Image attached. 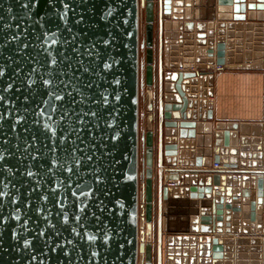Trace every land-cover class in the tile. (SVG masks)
Listing matches in <instances>:
<instances>
[{"label":"water","instance_id":"water-1","mask_svg":"<svg viewBox=\"0 0 264 264\" xmlns=\"http://www.w3.org/2000/svg\"><path fill=\"white\" fill-rule=\"evenodd\" d=\"M215 1L0 0V264H187L177 256L188 252L179 246L188 238L173 232H212V226L208 218V225L199 227L195 217L188 225L178 212L204 204L211 216L210 195L232 198L235 219L226 231L240 230L239 196L251 201V226L244 231L263 228L264 178L254 175L264 174L263 135L251 150L242 147L243 168L226 156L237 148H215L214 162L224 168L206 186L203 177L196 181L199 168L178 165L171 120L178 113L172 114L168 94L165 103L162 93L158 100L156 138V23L161 92L165 80V90H177L176 99L183 101L173 109L182 111L192 106L185 97H197L199 79L212 76L202 70L205 55L212 59L215 53L216 64L224 65L234 48L235 40L225 36L234 25L226 21L264 23V0H217L219 22L191 20L200 7L203 15L206 5L209 16L200 17L212 18ZM140 10L146 21L142 130ZM171 20L180 21L171 24L180 38L174 37ZM163 60L185 70L164 72ZM195 65L198 70H186ZM229 239L230 252L239 242H261ZM200 257L199 264L235 262L211 249ZM196 262L191 257L188 264Z\"/></svg>","mask_w":264,"mask_h":264},{"label":"crops","instance_id":"crops-1","mask_svg":"<svg viewBox=\"0 0 264 264\" xmlns=\"http://www.w3.org/2000/svg\"><path fill=\"white\" fill-rule=\"evenodd\" d=\"M217 6L218 4L216 0L213 5L214 16L212 18H201L202 7H200L198 8L199 17L197 19L192 18L191 20L194 21V23L196 20H201L203 22L213 21L216 24L219 22L217 17ZM209 9V5H206L203 10L205 13L201 16H209ZM170 22L171 25L174 22L179 24L180 21L171 20ZM226 22L227 24L232 22L234 25L233 28H226L225 32L226 39L232 37L235 40L234 48L227 49L228 51L226 53V61L224 65L216 64L215 53L212 59H209L210 57L205 55L204 58L206 59L207 67L202 70L211 71L212 76L210 77L208 75V78L204 81L203 79H199L198 95L197 97H185L186 100L190 101L192 106L188 104L184 111L179 108L183 105V101L179 102L181 99H179V101L176 99L179 92L177 90H169L167 92L165 90V80L162 81L161 92V82H159L158 78L160 68L159 38L161 33L159 25L156 24V70L154 85L156 91L155 129L158 128V100L162 93L163 102L165 103V96L168 94L170 98L169 101H167V104L172 108V114L175 112L178 113L171 117V120L176 122L175 136L178 139L176 143L178 165L183 166L184 162H187L189 164L187 166L199 168L202 173L196 174L197 179L194 178V180L196 179V181H198L199 176L203 177L204 180L202 181V185L204 186L211 184L213 181L212 177L216 174L215 171L217 169L211 168L214 162L215 148H237L238 152L235 155L228 152L226 156H232L237 159V168H243L240 164L242 147L251 150L250 148L258 144L262 135L264 136V23L248 21L247 18L244 20ZM173 26L174 25H171V28L175 33L174 37L178 36V38H180V30L177 28V25L175 28H173ZM192 31L190 32L195 34L196 27L192 29ZM177 33L178 35H176ZM216 36L217 31H215V37L211 39L213 43L215 42ZM206 40H208L209 43L211 42L209 38H206ZM204 45V47H206L207 43ZM231 51L233 52L232 55H230ZM206 52L209 51H205V53ZM176 56L177 58H180V55ZM210 60L211 62H208ZM173 64L175 65L172 66ZM176 64L177 61L176 63L170 61L169 65L166 66L163 60L162 70L164 72L171 70H185V68L182 66H176ZM186 70L195 71L198 69L195 65L188 67ZM176 84V82H171L170 86H176ZM142 98L144 100V94ZM192 102H196V104L194 105ZM175 106L179 107L173 109ZM187 111L189 113L188 115L186 114ZM235 139L237 143H234ZM254 175L256 179L259 176L264 178V174ZM249 176L252 177V175ZM253 186L255 189L257 184ZM179 187L185 188L183 185H179ZM185 195L186 193L182 196ZM219 196V200H215L214 195L208 197V199L210 198L211 200V216L210 207L204 204L198 205L194 212L190 208L186 209V211L182 208L179 209L178 214L181 215V221L184 220V216H186L188 225H192V219L195 217L196 224L202 228L208 225V218H210L212 232H173L175 233L173 234L174 237L179 236V238L181 237L182 239L185 237L188 238L186 243L183 241L179 243L180 247H187L188 252L186 254L184 253L185 255L182 254L177 257L181 259L186 257L188 261L187 264L189 263L190 258L194 257L197 261L196 263L199 264L198 260L201 258L200 256L204 254V251L206 252L211 249L212 252L216 250L217 255H220V257H223L225 260L234 258L235 262L233 264H239L237 262L238 260L246 261L242 264H257V260H260V264H264V220L262 224L263 228L261 227L260 230L256 232L244 231V228L248 227L249 223L251 226V219L249 216V213L251 212V208H249L251 206V201L250 199L245 200L244 197L239 196L240 221L238 224L235 223V226H239L240 230L236 232L232 230L226 231V228L231 229L232 222L235 219L232 214L233 203L231 202V197L229 198L226 195L221 194H219ZM185 198L187 200L192 199L190 196ZM228 215L230 216L229 220L227 219ZM219 217H221V220L218 219ZM219 222H222L221 230L214 231L213 227L218 226L215 224ZM180 224L181 223L177 224V226ZM228 224L230 226H228ZM165 234L167 235V232ZM166 235L163 236L164 259L167 256V244L165 242ZM205 236L209 237L208 240ZM237 236L249 238L259 237L261 242H254L249 239L247 241L236 243L234 244L235 248L231 250V254L229 250L230 247L227 244H230L229 238L234 237L235 239ZM201 237H204L206 240L201 239ZM237 245L240 247L239 251L237 250ZM254 246H259V251L254 250ZM192 247L195 248V254H192L191 252L190 248ZM257 253H259V256L256 257ZM238 254L244 255V258L239 257ZM229 263L230 262H228V264Z\"/></svg>","mask_w":264,"mask_h":264},{"label":"rangeland","instance_id":"rangeland-1","mask_svg":"<svg viewBox=\"0 0 264 264\" xmlns=\"http://www.w3.org/2000/svg\"><path fill=\"white\" fill-rule=\"evenodd\" d=\"M145 12L140 10V130L144 129L145 123V100L143 94L145 93V46L143 44L145 33ZM157 24V23H156Z\"/></svg>","mask_w":264,"mask_h":264},{"label":"built area","instance_id":"built-area-1","mask_svg":"<svg viewBox=\"0 0 264 264\" xmlns=\"http://www.w3.org/2000/svg\"><path fill=\"white\" fill-rule=\"evenodd\" d=\"M212 169H222L224 168V164L222 162H213Z\"/></svg>","mask_w":264,"mask_h":264}]
</instances>
